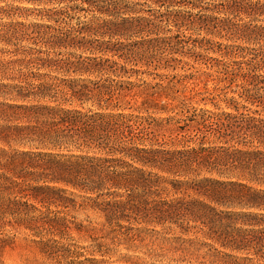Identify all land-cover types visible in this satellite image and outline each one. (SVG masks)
I'll use <instances>...</instances> for the list:
<instances>
[{"label": "trees", "instance_id": "16d2710c", "mask_svg": "<svg viewBox=\"0 0 264 264\" xmlns=\"http://www.w3.org/2000/svg\"><path fill=\"white\" fill-rule=\"evenodd\" d=\"M149 226L264 258V0H0V264Z\"/></svg>", "mask_w": 264, "mask_h": 264}, {"label": "rangeland", "instance_id": "374dc122", "mask_svg": "<svg viewBox=\"0 0 264 264\" xmlns=\"http://www.w3.org/2000/svg\"><path fill=\"white\" fill-rule=\"evenodd\" d=\"M19 14L21 17H13L12 20L32 22L35 19V16L29 13ZM195 67L200 71L204 70L202 67ZM195 71V69L188 70V67H185L174 72L158 71L157 73L171 76L184 73L194 74ZM153 78L152 70H147V73L138 77V79L147 82L159 80L156 78L153 81ZM131 80L134 81L135 77H132ZM193 106L198 107L194 103ZM85 107H89V105H85ZM200 107L202 106L200 105ZM76 201L79 200L76 199ZM70 216L76 222L86 219L96 223L100 222L98 216L89 211H71ZM33 241H38V238H34L28 232L18 234L14 239L13 246L7 248L3 253L1 258L3 264H229L232 262V259L223 257L214 248L239 258H252V260L240 262L241 264H264V258H255L252 253H231L222 250L204 237L200 231L190 230L189 233H184L174 226L146 227L142 231L140 239L132 245L114 246L110 255L105 256L94 252L90 240L75 229L69 231L66 239L60 240V244L65 248L77 250L74 254L55 251L51 257H47L40 252L39 246ZM94 260L97 262H93Z\"/></svg>", "mask_w": 264, "mask_h": 264}]
</instances>
